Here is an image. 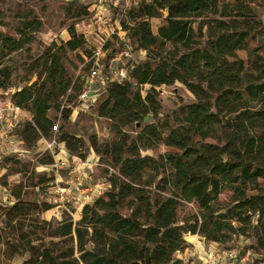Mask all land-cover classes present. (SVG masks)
Instances as JSON below:
<instances>
[{"label":"trees","instance_id":"trees-1","mask_svg":"<svg viewBox=\"0 0 264 264\" xmlns=\"http://www.w3.org/2000/svg\"><path fill=\"white\" fill-rule=\"evenodd\" d=\"M159 9H165L167 15L154 34L148 18ZM262 10L264 0H153L128 12L137 20L132 27L123 24V28L131 30L138 46L147 51V59L121 80L108 78L94 100L103 93L99 114L117 121H141L155 111V87L176 81L185 85L195 101L173 113L174 126L167 121L149 123L129 144L124 142L115 158L119 177L107 175L106 189L82 206L79 220L60 224L59 236L75 234L85 264H184L175 254L183 248L186 233L219 243L235 234L253 233L257 244L264 245V186L259 184L264 180V58L260 56L250 70L237 55L255 27L247 20L241 26L234 19L228 23L217 20L218 33L207 41L206 48H200L193 47L190 19L209 13L256 18ZM25 25L37 30L40 22ZM67 31L68 40L44 52L45 80L11 95L13 104L32 114L33 124L20 133L23 144L40 137L35 129L42 136L50 132V101L69 87L62 59L67 51L83 48L86 41L74 25ZM17 36L0 31V46L10 52L31 41L23 31ZM166 44L172 50L162 55ZM9 77L0 69V88L9 87ZM144 84L150 88L142 96L139 87ZM160 143L173 151L160 159L141 155V149ZM80 145L78 140L69 143L70 148ZM165 164L172 169L171 178H161L169 183V195L151 204L143 175ZM226 189L231 196L222 206L219 196ZM184 202L196 204L198 212L179 220L178 210ZM8 209L24 214L18 203ZM42 257L44 264H73L48 253ZM33 264H38L37 259Z\"/></svg>","mask_w":264,"mask_h":264},{"label":"rangeland","instance_id":"rangeland-1","mask_svg":"<svg viewBox=\"0 0 264 264\" xmlns=\"http://www.w3.org/2000/svg\"><path fill=\"white\" fill-rule=\"evenodd\" d=\"M153 0H0V12L3 26L0 31L17 38V32L23 31L31 38L30 43L16 51H6L0 46V69L8 72L10 85L0 88V100L11 102L14 91L45 80L44 52L46 48L59 46L70 38L67 28L74 25L78 34H82L86 43L83 48L67 51L62 61L70 81L64 94L55 96L50 101L48 113L53 118V124L58 126L57 131H52L24 143L29 148L26 156L6 157L0 155V264H33L37 259L38 264L43 263L42 255L50 254L56 260L65 258L73 264H85L77 246L75 234L72 236H59L58 228L66 220L73 223L79 220L82 208L79 203H66L59 206L52 202L50 181L53 172L47 166L56 158L55 150L46 148L47 141L56 140L63 142L68 155L81 158L94 156L98 159V166L92 172V183L98 182L106 172L119 177L118 164L115 158L118 148L125 142L129 144L140 132L143 126L149 123L167 121L174 126L173 113L185 104L195 101V96L179 81L170 85L155 87L152 96L155 100V111L145 115L141 121L124 122L112 120L101 116L98 104L103 97L100 94L94 102L81 100L88 68L91 66L97 51H102L100 56V78H111L116 71L123 68L125 73H130L133 66L147 59V51L140 48L131 35V30L123 28V24L132 27L137 18L130 17L128 12L137 10L143 4L152 3ZM256 18L221 16L205 14L200 17H191L194 27L193 47L206 48L207 41L219 31L217 20L229 22L234 19L241 26L247 20L255 27L247 40L246 47L237 51L247 69L264 58V10ZM167 11L159 9L157 13L148 18L151 30L157 34V29L165 23ZM39 21L40 27L35 30L25 25L30 21ZM55 47L53 50H55ZM162 55L172 50L169 44L161 48ZM179 51H184L178 46ZM117 56L110 63V59ZM100 85V84H99ZM142 96L150 88L148 84L141 85ZM102 89V88H100ZM12 103V102H11ZM259 107L258 104L255 105ZM22 119L13 128V132L20 138L21 131L27 124H33L32 114L28 108H22ZM118 126V127H116ZM66 136V137H63ZM41 140L44 146L38 145ZM81 142L80 146L69 147V143ZM207 142H214L207 139ZM172 148L160 143L146 149H141L142 156L160 159ZM161 162V161H160ZM157 171L144 173L142 182L148 192L151 204L154 199L164 198L169 195L170 186L167 181L171 178L172 169L168 165H160ZM111 170H110V169ZM63 176L68 175L67 170H60ZM67 173V174H66ZM264 186V180L259 181ZM231 191L226 189L219 196V201L224 206L228 203ZM39 203L36 205L35 202ZM14 203L22 207L20 212H11L8 208ZM198 212L194 203L184 202L178 210V218L182 220ZM19 214V216L15 215ZM250 233L247 236L233 235L230 240L219 243L208 241L197 233L184 234L185 244L176 252L175 258L184 264H202L200 256L208 251L235 250L236 261L234 264H264V245L257 244L256 237ZM192 238V239H191ZM216 244V245H215ZM214 245L215 247H213ZM89 249L90 245L86 244ZM248 257L241 261L242 258Z\"/></svg>","mask_w":264,"mask_h":264},{"label":"built area","instance_id":"built-area-1","mask_svg":"<svg viewBox=\"0 0 264 264\" xmlns=\"http://www.w3.org/2000/svg\"><path fill=\"white\" fill-rule=\"evenodd\" d=\"M96 56L88 68L85 81L83 84L82 92L79 97L81 100H89L93 102L104 83L108 78H100L101 67L99 61L100 56L104 53L97 51ZM117 56L110 59V63L118 59ZM116 75L109 79L121 80L126 76L123 68H120L115 72ZM100 84V85H99ZM22 110L19 106L0 100V155L4 153L6 157H24L28 154L29 148L24 146L21 139L16 133L13 132V128L22 119ZM59 128L56 124H52L51 130L57 131ZM63 142H57L56 140L47 141L46 148L54 149V162L47 166L49 172H53L52 179L50 181L51 191L50 197L52 202L61 206L66 203L78 202L81 207L88 202H92L94 198L100 195L107 186V175L100 177L98 182L92 183L93 168L98 166V159L90 158V156L81 158L76 155H68L65 152V148H61ZM110 169V168H109ZM60 170H68L69 175L64 177ZM111 170V169H110ZM90 201H85L86 197H90ZM235 250H223L216 252L206 251L203 256H200L202 264H234L236 259ZM248 257V253L241 261H244Z\"/></svg>","mask_w":264,"mask_h":264},{"label":"crops","instance_id":"crops-1","mask_svg":"<svg viewBox=\"0 0 264 264\" xmlns=\"http://www.w3.org/2000/svg\"><path fill=\"white\" fill-rule=\"evenodd\" d=\"M38 145H41V146H44V143L41 141V140H39L38 142H37V146ZM90 158H94V156H90ZM95 159V158H94ZM94 169V168H93ZM67 173H68V175H69V171L67 170ZM66 173V174H67ZM68 175H64V177H67ZM90 199H92V196H91V198L90 197H86V199H85V201H90ZM91 202V201H90ZM90 202H88V203H90ZM79 206V208L81 209L82 207H81V205H78ZM192 239V238H191ZM216 245V244H215ZM213 247H215L214 245H212ZM200 258V257H199Z\"/></svg>","mask_w":264,"mask_h":264}]
</instances>
